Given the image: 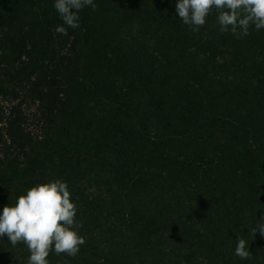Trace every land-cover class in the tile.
<instances>
[{"label":"trees","instance_id":"trees-1","mask_svg":"<svg viewBox=\"0 0 264 264\" xmlns=\"http://www.w3.org/2000/svg\"><path fill=\"white\" fill-rule=\"evenodd\" d=\"M95 3L129 25L106 34L86 7L60 35V17L24 12L0 42V208L67 182L85 244L49 264H264L249 231L264 214V29L236 38L213 10L193 31L175 0ZM28 256L0 239V264Z\"/></svg>","mask_w":264,"mask_h":264},{"label":"clouds","instance_id":"clouds-1","mask_svg":"<svg viewBox=\"0 0 264 264\" xmlns=\"http://www.w3.org/2000/svg\"><path fill=\"white\" fill-rule=\"evenodd\" d=\"M53 7L63 22L54 31L67 35V28L79 27V12L86 7L94 11L97 5L95 0H54ZM213 10L220 31H230L236 38L249 35L250 27L264 29V0H175L178 17L193 31L205 24ZM76 213L66 181L37 183L14 203L0 208V239L6 236L13 246L23 243L29 252L27 264H49L46 258L50 252L76 256L85 244L78 231L82 224L76 222ZM249 231L253 236L259 232L264 237V214ZM236 237L234 255L247 259L249 243Z\"/></svg>","mask_w":264,"mask_h":264},{"label":"rangeland","instance_id":"rangeland-1","mask_svg":"<svg viewBox=\"0 0 264 264\" xmlns=\"http://www.w3.org/2000/svg\"><path fill=\"white\" fill-rule=\"evenodd\" d=\"M18 1L21 2L19 3ZM112 3L111 6L103 4L102 8L98 5L95 13H93V17L99 20L98 27H104L105 33L109 35H115L121 27L129 25L125 18L119 15V9ZM24 12L32 13L38 20H47L50 17L59 19V16L49 7L48 0H0V21L5 18L10 21L8 27L0 26V42L12 36L10 27H13V20H19L20 15L24 14ZM2 50L0 47V53ZM89 102H93V99L89 100ZM7 103L0 97V104L7 105ZM94 105L93 103L92 106H89L91 109H88L85 115L88 124H91L90 119L94 118V110H92Z\"/></svg>","mask_w":264,"mask_h":264}]
</instances>
